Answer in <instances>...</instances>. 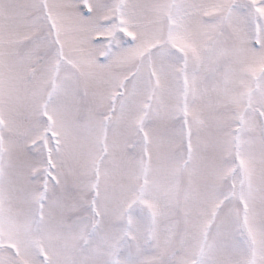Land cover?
Segmentation results:
<instances>
[{"label":"snow or ice","instance_id":"1","mask_svg":"<svg viewBox=\"0 0 264 264\" xmlns=\"http://www.w3.org/2000/svg\"><path fill=\"white\" fill-rule=\"evenodd\" d=\"M0 264H264V0H0Z\"/></svg>","mask_w":264,"mask_h":264}]
</instances>
